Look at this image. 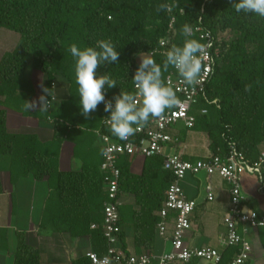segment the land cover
<instances>
[{
  "label": "trees",
  "instance_id": "16d2710c",
  "mask_svg": "<svg viewBox=\"0 0 264 264\" xmlns=\"http://www.w3.org/2000/svg\"><path fill=\"white\" fill-rule=\"evenodd\" d=\"M171 2L0 0V32L6 30L16 38L10 50L0 51V169L1 162L8 160L20 177L31 176L36 181L48 178L53 186H50L47 206L50 216L45 218L43 228L64 231L74 238L89 237L90 251L98 256L104 255L106 241L100 229L90 227L101 224L103 204L107 201L103 187L108 174L100 170L102 157L98 167L85 165L79 173L58 172L55 158L40 149L42 143L36 136L7 131L2 108L10 106L23 111L24 101H29L33 95L29 69L37 70L43 75V87L50 89L51 94L52 84H66L69 98L55 113L58 118L54 125L74 127L73 117L79 115L80 107L70 45L76 44L83 50L95 47L98 41L108 40L119 51L117 63L104 64L97 69V77L106 74L117 82L115 88H105L106 100H112L120 91H134L131 79L140 63L139 54L155 49L157 54L153 58L162 64L159 42L167 41L166 50L181 44L184 38L179 30L187 23L209 33L212 73L204 86V95H199L190 107L193 126L187 128L177 122L166 133L170 134L173 126L182 123L179 138H184L189 131L205 134L210 155L187 162L212 157L225 160L231 148L247 161H256L264 151V18L254 13H237L233 4L239 0H177L179 7L171 14L156 12L159 4ZM193 38L203 43L199 33ZM170 74L177 75L169 68L163 73V79ZM246 84L252 85L250 91H245ZM176 95L180 101L184 99ZM108 115L104 104H100L90 117L99 135L120 140L103 123ZM164 156L168 155L144 157L140 175L130 172V158L135 156L122 155L117 159L119 199L123 194L133 198L132 208L126 211H130L128 223L137 249H152L158 234L156 212L161 208L165 190L174 180L172 172L162 168ZM120 207L118 246L127 253L121 225L128 212ZM225 250L218 264H228L231 260L226 259L227 255L237 252L234 247ZM12 264H40L38 249L27 243L23 234L17 235ZM72 264L90 262L84 255Z\"/></svg>",
  "mask_w": 264,
  "mask_h": 264
},
{
  "label": "crops",
  "instance_id": "0c3cea01",
  "mask_svg": "<svg viewBox=\"0 0 264 264\" xmlns=\"http://www.w3.org/2000/svg\"><path fill=\"white\" fill-rule=\"evenodd\" d=\"M10 33L3 32L2 35ZM33 86V80L30 77ZM63 83L56 82L57 87L52 92L55 100L51 103L48 113L17 111L5 112V127L11 134L31 133L42 143L40 149L48 146L47 154L55 158L56 170L64 173H79L85 165L98 167L101 162V141L96 125L92 127L78 124L79 121L92 120V117L85 118L80 113L74 116L76 121L74 127L65 128L67 125L55 126L54 121L58 116L55 114L61 108V103L69 98L66 91L61 90ZM43 81L33 86L31 100H38L43 95ZM44 88V87H43ZM50 99V98H49ZM1 109V107H0ZM44 115V118H43ZM49 116L48 120L47 117ZM46 124H41V119ZM93 121V120H92ZM182 123L171 128L173 142L163 147L164 155H179L185 161L205 158L210 155L208 142L205 134L189 131L184 138L177 136ZM87 127V128H86ZM61 137V138H60ZM39 142V143H40ZM130 172L133 175H140L143 169L144 157L135 156L130 158ZM188 176V175H187ZM14 180H13V178ZM182 184V185H181ZM53 183L48 178L41 181L34 180L31 176L20 177L14 172L10 161L0 169V264H11L13 252L12 244L9 241L8 217L12 212L17 218H23L21 231L27 243L38 249L40 253V264H72L75 260L84 256L90 251L89 237H70L64 231L52 232L43 228L45 218L50 216L47 209L49 196ZM180 186L187 199L193 200L196 204L191 216V227L185 237V244L188 247H209L218 250L221 255L226 251L222 246V239L225 237L226 228L223 220L228 215L229 209V186L217 175L206 176L205 184H201L196 175H189L181 181ZM210 186L212 201H207L206 187ZM242 193L244 196V207L246 210H254L260 214L264 211L263 197L259 192L258 182L249 177L242 178ZM14 204L9 199L13 197ZM9 198V199H7ZM123 210L131 209L133 198L123 194L120 198ZM121 225L123 243L128 254L140 255L149 253L158 257L169 249L167 239L155 236L152 249L146 251L144 248L137 249L133 243V231L129 225V210ZM100 217V216H99ZM8 218V219H7ZM18 223V221H17ZM43 228V229H42ZM238 235L251 245L252 252L246 264H264V228H246L240 224L236 225ZM168 231L167 237H169ZM234 256V255H233ZM232 253L226 259L232 260ZM192 264H208L205 261L194 260Z\"/></svg>",
  "mask_w": 264,
  "mask_h": 264
},
{
  "label": "built area",
  "instance_id": "2783aa9c",
  "mask_svg": "<svg viewBox=\"0 0 264 264\" xmlns=\"http://www.w3.org/2000/svg\"><path fill=\"white\" fill-rule=\"evenodd\" d=\"M194 30L195 33H199V38L204 44H210L208 59L204 61L205 68L209 70L204 72L201 84L193 90L181 82L178 74H170L165 78L166 84L184 99L172 111L166 112L165 119H153L148 125L138 129L135 134L141 136L140 138L130 137L127 141H123L99 135L102 157L100 170L108 174L103 187L107 201L103 204L101 224H92L90 228L101 230L106 241V251L102 256L88 251L85 256L90 264H99L105 256L110 257L112 264H189L194 260L218 264L221 261V253L218 250L209 247L191 248L185 244V237L191 227V216L196 207L193 200L186 198L180 186L187 174L196 175L205 172L208 177L217 175L229 186L228 215L223 220L226 235L221 244L223 248L234 247L237 252L228 264H246L252 252L249 242L238 235L236 225L240 224L253 229L264 228V211L260 214L254 210H246L243 204L245 198L242 193V178H252L258 182L259 192L264 201V151L259 153L254 162L247 161L234 148H231V152L225 160L212 157L192 163L183 161L177 155H168L164 156L162 168L171 171L174 180L165 190L161 208L156 212L159 219L156 227L158 235L168 240L170 250L158 257H153L147 253L140 255L124 253L118 246L121 202L118 184L119 170L116 167L117 159L122 155L142 157L163 155V145L173 142L171 135L166 133L170 126L177 122H182L187 128L193 126L194 119L189 115L190 107L196 102L199 95H204V86L212 73L210 53L212 40L210 35L203 32L199 27L194 28ZM166 46L167 41L161 40L159 42L161 53L166 51ZM53 86L54 84L51 85L52 90L54 89ZM54 100L52 95L51 103ZM204 113L205 111H202V114ZM206 193L207 201H212L210 186L206 187ZM168 231H170L169 237H167Z\"/></svg>",
  "mask_w": 264,
  "mask_h": 264
},
{
  "label": "clouds",
  "instance_id": "9594fccd",
  "mask_svg": "<svg viewBox=\"0 0 264 264\" xmlns=\"http://www.w3.org/2000/svg\"><path fill=\"white\" fill-rule=\"evenodd\" d=\"M177 7V0H172L171 3L159 4L156 12L166 11L171 14ZM233 8L237 13H254L264 18V0H239V3L233 4ZM181 12H184L183 8ZM179 33L184 38L182 43L174 44L160 53L163 56L162 64H158L153 58L157 50L140 53L139 66L131 79L134 91H120L112 100H106L105 88H115L117 82L106 74L97 77V69L104 64L117 63L119 51L108 40L98 41L95 47L83 50L76 44L70 45L80 114L87 119L100 104H104V112L109 113L103 119L108 131L123 141H127L151 120L165 119L166 112L177 106L180 100L173 88L166 84L163 73L169 68L174 69L181 82L194 90L201 84L204 72L209 70L205 68L204 61L208 59L210 44L193 38L195 30L187 23L181 26ZM41 87L44 94L38 100L24 101L25 111L49 113L51 92L50 89ZM251 88V84L245 85V91H250ZM99 264H112V261L105 256Z\"/></svg>",
  "mask_w": 264,
  "mask_h": 264
},
{
  "label": "rangeland",
  "instance_id": "374dc122",
  "mask_svg": "<svg viewBox=\"0 0 264 264\" xmlns=\"http://www.w3.org/2000/svg\"><path fill=\"white\" fill-rule=\"evenodd\" d=\"M3 32H7L6 30H2L1 32H0V51L1 50H3V51H5V50H10L14 45L13 44H15V39L16 38H14V36L12 35V33L11 32H7V33H10V34H6L5 36L4 35H2V33ZM227 38V37H226ZM30 71H29V77H31L32 78V80H33V86L35 87L36 85H37V81L38 82H42L43 81V75H42V73L41 72H39V71H37V70H31V69H29ZM62 88H61V90L63 91V92H65L66 91V84H62V86H61ZM57 87H55V89H56ZM3 110H4V112H8V111H10V112H15V109L14 108H12V107H6V108H2ZM71 109H73L74 110V107L73 108H71ZM59 115V114H58ZM43 118H44V115H43ZM43 118L41 119V124L42 125H44V124H46V121L45 120H43ZM78 124H81V125H83V126H88V127H92V126H94L95 125V121H92V120H89V121H85V119H82L81 121H79V123ZM87 128V127H86ZM48 146H45L44 147V149L43 150H45V151H47L48 150V148H47ZM5 165H7L8 166V160L6 161V160H3L2 162H1V168H3ZM188 175V176H187ZM186 175V178L187 177H189V174H187ZM206 173L205 172H200V173H198V174H196V177H197V179L200 181V183L201 184H205V180H206ZM14 180V179H13ZM182 185V184H181ZM7 199H9V198H7ZM10 200L12 201V205L14 204V194H13V197H11L10 199H9V202H10ZM11 203V202H10ZM9 218V219H8ZM7 219V221H8V227H9V229L6 231L7 233H8V237H9V241L11 242V244H12V250H15V247H16V243H17V235L18 234H20V233H18L17 231H16V229L18 228L20 231H21V228H22V226H21V222H23L24 220H23V218H17L16 217V213L15 212H12L10 215H9V217H8ZM17 221H18V223H17ZM170 250V245H169V249H168V251ZM11 262V264H12V261H10ZM9 264V263H8Z\"/></svg>",
  "mask_w": 264,
  "mask_h": 264
}]
</instances>
